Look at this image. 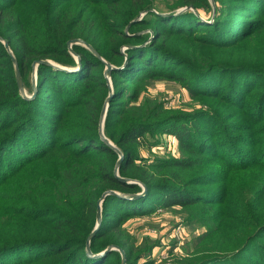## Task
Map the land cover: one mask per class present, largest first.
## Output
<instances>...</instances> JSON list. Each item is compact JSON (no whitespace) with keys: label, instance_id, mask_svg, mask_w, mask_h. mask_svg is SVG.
Wrapping results in <instances>:
<instances>
[{"label":"trees","instance_id":"1","mask_svg":"<svg viewBox=\"0 0 264 264\" xmlns=\"http://www.w3.org/2000/svg\"><path fill=\"white\" fill-rule=\"evenodd\" d=\"M213 2L171 0L164 11L157 0L24 8L0 0V40L27 93L34 62L72 68L37 65L26 99L0 41V264H121L118 251L86 252L106 192L121 197H104L92 255L115 247L126 264H157L124 225L179 207L206 231L171 264H264V94L255 92L264 82V0ZM105 64L103 134L122 155L117 172L119 154L99 135ZM158 80L178 83L207 110L189 116L150 97L139 103ZM163 134L177 139L180 157L144 159L145 136ZM141 185L145 195L129 199Z\"/></svg>","mask_w":264,"mask_h":264},{"label":"rangeland","instance_id":"2","mask_svg":"<svg viewBox=\"0 0 264 264\" xmlns=\"http://www.w3.org/2000/svg\"><path fill=\"white\" fill-rule=\"evenodd\" d=\"M24 2L22 8L26 7L30 0H24ZM208 2H210L212 6L214 5L213 0H208ZM169 3H171V0H157L158 8L164 11L166 10L164 5ZM210 15L212 14H204L201 12V17L203 18L208 19ZM63 68L65 67H62V69ZM65 69H67V72L72 71V68ZM104 77L110 84V75H104ZM144 90L145 92H142L140 95L139 103L145 97H150L161 101L169 112L182 113L189 116L207 110L203 103L193 100L181 85L173 81H150L145 84ZM24 91L27 96L33 93V90L31 94L27 93L25 89ZM255 92L262 95L264 94V82L257 85ZM260 98L261 97H259L258 100ZM248 112H252L250 104ZM233 121H240V118L237 117ZM257 132L258 131H254V133ZM256 136L257 138L261 137L260 134ZM251 137L250 134L249 138ZM144 139L146 140V144L144 143V147L140 149V154L144 159L153 161L156 158L180 157L178 141L174 136L169 134L154 137L146 135ZM147 143H149L148 148ZM256 175L255 173H251L250 176L254 177ZM124 226L133 238L136 246H150V250L152 251L151 257L157 264H171L173 263L172 259H174V257L187 256L192 253L197 245L196 241L200 235L206 231L205 225H203L200 220L190 222L186 214L182 212L179 207L167 209L157 207L149 214L129 219ZM110 261L111 260H109V262Z\"/></svg>","mask_w":264,"mask_h":264},{"label":"water","instance_id":"3","mask_svg":"<svg viewBox=\"0 0 264 264\" xmlns=\"http://www.w3.org/2000/svg\"><path fill=\"white\" fill-rule=\"evenodd\" d=\"M186 8H182V9H179L177 12L178 13H180V12H182V11H184ZM191 9V8H190ZM1 41V40H0ZM2 43H3V45L5 46V48L9 51V53H10V56H11V59H12V62H13V64H14V67H15V77H16V83H17V87H18V90H19V92L21 93V95H23L26 99H32V98H34V96H35V93H36V67H37V65H39V64H46V65H50V66H53V67H55V68H57V69H60V70H67V69H65V68H63L62 69V67H60V66H58V65H55L54 63H52V62H50V61H36V62H34L33 63V72H32V88H33V93H32V95H29V96H27L26 94H25V91H24V89H23V87H22V83H21V76H20V73H19V69H18V66H17V64H16V61H15V59H14V57L12 56V54H11V52H10V50H9V47H8V44L6 43V42H4V41H1ZM81 42L80 41H78V40H73V41H70V42H68V44H67V46H68V48L70 49V52L73 54V55H75L74 53H73V51L71 50V47H72V45H74V44H80ZM83 44V43H82ZM83 46L84 47H86L87 49H90V50H92V48L89 46V45H87V44H83ZM76 56V55H75ZM77 57V56H76ZM77 64H78V66L80 67V61H79V59H77ZM78 67V68H79ZM111 69H112V66L111 65H109V64H105V70H104V75L106 76H108V75H110V71H111ZM107 83H108V81H107ZM108 85H109V97H108V99L106 100V102H105V104H104V106H103V108H102V111H101V115H100V119H99V135H100V137H101V139L107 144V145H109L111 148H113L115 151H117V153L119 154V159H118V163H117V166H116V168H115V172H117L118 171V165H119V163L121 162V160H122V155L120 154V152L117 150V148L109 141V140H107L105 137H104V134H103V128H104V121H105V117H106V113H107V109H108V104H109V101H110V97H111V83L109 84L108 83ZM122 181H128V182H131V181H129V180H124V179H121ZM141 187H142V192L141 193H139V194H136V195H132V196H130L129 197V199H136V198H140V197H142V196H144L145 195V193H146V188L144 187V186H142L141 185ZM110 194H114V195H117V196H119V197H121V195L120 194H117V193H115V192H106V193H104L103 195H102V197L99 199V201H98V203H97V211H96V224H95V227H94V229H93V231H92V233H91V235L88 237V241H87V245H86V252H87V255L89 256V257H99V256H102V255H104L106 252H108V251H111V250H115V251H118L119 253H120V256H121V264H126V259H125V254H124V252L122 251V250H120V249H118V248H111V247H109L108 249H106L105 251H103L102 253H99V254H97V255H92L91 254V252H90V247H89V241H90V239L94 236V234L96 233V231L98 230V228H99V226H100V223H101V204H102V202H103V199H104V197L105 196H107V195H110ZM122 197H127V196H122Z\"/></svg>","mask_w":264,"mask_h":264}]
</instances>
